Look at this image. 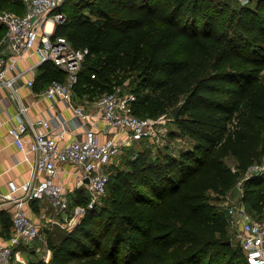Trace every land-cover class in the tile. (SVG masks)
<instances>
[{
	"label": "trees",
	"instance_id": "obj_1",
	"mask_svg": "<svg viewBox=\"0 0 264 264\" xmlns=\"http://www.w3.org/2000/svg\"><path fill=\"white\" fill-rule=\"evenodd\" d=\"M21 1L0 0V10L24 14ZM61 10L53 37L90 49L78 94L129 81L141 117L182 107L174 124L194 148L179 157L146 148L130 170L113 171L104 206L87 208L71 232L49 228L52 260L28 264H250L209 194L241 183L242 203L264 219V174L248 176L264 159V0L231 13L200 0H71ZM43 69L37 85L65 78Z\"/></svg>",
	"mask_w": 264,
	"mask_h": 264
},
{
	"label": "built area",
	"instance_id": "obj_2",
	"mask_svg": "<svg viewBox=\"0 0 264 264\" xmlns=\"http://www.w3.org/2000/svg\"><path fill=\"white\" fill-rule=\"evenodd\" d=\"M23 1L24 14L0 10V26L6 29L0 41V90L10 91L17 107L13 116L0 105V127L7 122L3 117L6 112L13 124L12 141L24 154L36 156L35 171L25 182L9 181V192H0V201L11 205L12 215L11 236L0 245V264H27L22 247L37 244L39 250L48 244V232L27 210L33 201L49 212V228H75L86 209L97 207L104 197L115 165L127 150L143 146L140 152L149 148L157 153L168 143H174V133L180 134L172 114H168V124L164 115L149 118L135 113L138 96L129 89V81L101 97H81L77 86L90 49L76 48L65 36L53 37L56 28L48 29L50 22L56 27L66 21L61 8L68 0ZM24 62L25 68L20 66ZM46 64L61 71L65 78L52 80L42 94L52 103V109L59 100L63 101L72 111L71 119L55 115L33 120L29 115V106L20 90L22 86L34 89ZM95 77L93 74L92 78ZM68 166L74 169L69 170ZM65 173L73 176L71 182L63 179ZM254 173L264 174V159L250 168L248 176ZM69 185L87 191V206L77 204L72 208ZM227 215L241 221L239 243L248 262L264 264V219L253 218L243 203L230 206Z\"/></svg>",
	"mask_w": 264,
	"mask_h": 264
},
{
	"label": "crops",
	"instance_id": "obj_3",
	"mask_svg": "<svg viewBox=\"0 0 264 264\" xmlns=\"http://www.w3.org/2000/svg\"><path fill=\"white\" fill-rule=\"evenodd\" d=\"M56 27H54L55 29ZM21 67L25 68L26 63H21ZM44 72V70H43ZM27 77L21 80V84L24 85ZM45 87L36 85L34 89L22 86L20 95L29 106V115L33 120L41 118H50L55 115H61L64 119H71L73 114L67 105L59 100L55 109L51 108L50 101L46 99L42 91ZM0 98L4 99L0 102L2 109H8L9 112L15 116L17 113V107L10 97V91L1 89ZM4 119L7 122L0 127V192H9L8 182L15 180L18 183L27 181L35 171V154H24L19 150L17 145L12 141L10 137V129L12 122L8 121L7 113H3ZM31 139V135L27 136V140ZM69 170H73L72 166L67 167ZM65 181L71 182L73 176L69 173L63 174ZM75 190V189H72ZM27 210L31 217H33L39 223H42L44 228L48 229L51 225L49 212L46 211L43 205L37 201H33L28 205ZM43 228V229H44ZM12 232V215L11 205L0 201V245L6 244L11 236ZM35 254L34 251H32ZM33 261V260H32ZM37 262V260L33 261Z\"/></svg>",
	"mask_w": 264,
	"mask_h": 264
},
{
	"label": "rangeland",
	"instance_id": "obj_4",
	"mask_svg": "<svg viewBox=\"0 0 264 264\" xmlns=\"http://www.w3.org/2000/svg\"><path fill=\"white\" fill-rule=\"evenodd\" d=\"M68 1H71V0H68ZM72 1H77V0H72ZM200 1H202V2H204V1H215V2L219 3L220 6L223 9H225V10H226V7H227V11L226 12L230 11V13H231V10H234V9L240 10L242 7H245V6L252 7V8H255L257 6V0H200ZM23 3H24V1H23ZM10 9H11V7H7L5 10H10ZM10 11H12V10H10ZM87 12H89V11H87ZM227 18L228 17H226L225 20ZM42 73H43V69H41V71H40V74H42ZM101 96H102L101 94H98L97 92H94V97L98 98V97H101ZM164 116L166 118L165 122H167L169 124L168 119H169L170 115H164ZM149 118H151V117H149ZM170 128L171 129L174 128V125H171ZM172 138L174 140V143L173 144L168 143V145L164 149H162L163 153H166L167 151H169V153H172V155L174 157H179L184 150L193 149L194 148L193 147L194 146V141L190 137L185 135V134H182V133L175 134L174 133L172 135ZM142 148H143V146H140V147L137 146V147H134V148L132 147V149H131L132 151H130V149L127 150L125 152V154H123L122 157L119 158L118 163L115 165L114 172L116 171V173H119L120 170H123V171H126V172L128 170H130V161L135 159L136 155L141 153L140 151L142 150ZM157 154L158 153H156L155 155H157ZM228 162H229V164L232 167H235L234 166V161L232 159H230ZM237 187L239 188V192H238L237 196H235L234 191L229 193L226 197H222V198H219L215 193H210L209 194V199H210L212 204L216 205V207L219 209V211H221L222 213H224L227 216L228 221L229 220L234 221V223H230V222L228 223L229 235H230V237H231V239H232V241H233V243L235 245L241 246V244L239 243V233L241 232V221H240V219L238 217H231V216L229 217L227 215L230 206L239 205V204L242 203L241 197L243 195V188L241 187L240 183L238 184ZM69 188H70V190H69L68 196H69V198H70V200L72 202L71 206H72V208H74L76 203H77V201H79V198H81L83 196L87 197L86 196L87 195V191L83 190V189L72 190L74 187H72L71 185H69ZM109 196H110V191H107L106 194L104 195V197H102L101 200L99 201L97 207L98 208L99 207H103L104 204H105V200ZM245 209H246L247 213H249L253 218H257V216H259V215H253L251 213L252 211H249L246 206H245ZM85 214H86V212L81 217V220L83 219ZM262 216H264V212L262 213ZM54 228L56 230L71 232L76 227L72 228V229H69L68 226L63 228L61 226L55 225L53 227V229ZM44 231L48 232V229L44 228ZM36 247H37V244L31 245V246H28V247L24 246V247L21 248L23 259L25 260V262L27 264L33 262L34 260L35 261L37 260V262H40V261L41 262L42 261L50 262L52 260L53 251H52V249L49 246V240H48V244L47 245L44 244L39 250H36L37 249ZM32 251H34L35 254H33ZM14 263H19V262L15 261Z\"/></svg>",
	"mask_w": 264,
	"mask_h": 264
},
{
	"label": "water",
	"instance_id": "obj_5",
	"mask_svg": "<svg viewBox=\"0 0 264 264\" xmlns=\"http://www.w3.org/2000/svg\"><path fill=\"white\" fill-rule=\"evenodd\" d=\"M181 110H182V107H177V108L173 109V111H172V115H173V117H174L175 119L178 117V115H179V113H180ZM238 192H239V188L236 187V188L234 189V194H235V196L238 195ZM228 244H232V241H229Z\"/></svg>",
	"mask_w": 264,
	"mask_h": 264
},
{
	"label": "bare ground",
	"instance_id": "obj_6",
	"mask_svg": "<svg viewBox=\"0 0 264 264\" xmlns=\"http://www.w3.org/2000/svg\"><path fill=\"white\" fill-rule=\"evenodd\" d=\"M48 29H49V31H53V29H54V24H53L52 22H50V23L48 24Z\"/></svg>",
	"mask_w": 264,
	"mask_h": 264
}]
</instances>
